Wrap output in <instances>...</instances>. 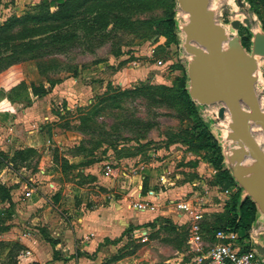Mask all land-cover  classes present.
Masks as SVG:
<instances>
[{"label":"rangeland","instance_id":"obj_1","mask_svg":"<svg viewBox=\"0 0 264 264\" xmlns=\"http://www.w3.org/2000/svg\"><path fill=\"white\" fill-rule=\"evenodd\" d=\"M32 2L39 0H0V24L11 15L21 16L31 11ZM105 2L108 5L103 9L111 20L106 31L89 35L81 22L69 26L77 38L57 51L40 55L41 62L56 63L43 76H39L34 61L29 59L0 71V90L7 94L6 98L0 96V110L20 112L36 105V111L31 110L19 132L31 139L35 153L22 165L15 168L8 165L10 173L2 177L0 174V179L12 190L14 200V208L9 209L0 202V230L5 222H14L20 216L24 221L15 222L20 232L16 236L18 241L22 232H28L37 241L55 238L64 245L55 250L60 258V249L66 246L67 253H71L68 256L82 254L80 248L89 247L93 239L86 238L96 234L102 243L83 251L88 252L92 261L88 264H102L117 256L141 264H189L186 228L162 218V211L169 216V210L174 208L172 202L192 200L202 204L203 224L211 230L232 219V213H227L232 209L228 202L235 192L240 189L243 197L248 195L239 184L228 193L213 185L216 172L207 163L211 155L191 150L188 141L192 123L180 102L171 99L168 93L150 88H175L185 75L191 95L188 65L193 56L186 46L192 43L183 31L189 16L180 10L177 0ZM242 2L244 7H239L236 0H209V13L215 24L241 46L247 43L245 52L253 55V39L264 36V0H254L253 6L248 0ZM170 12L178 24L173 44L161 36L162 30L156 24ZM243 19L249 20V27L242 23ZM234 21L240 23L237 30L231 26ZM227 44L226 41L224 45ZM254 58L259 74L254 89L264 113V56ZM19 75L27 87L54 85L47 97L33 104L32 99L37 97L30 95L28 104L25 91L16 88ZM134 88L132 93L97 105V114L87 111L89 106H96L97 96L108 97L113 90ZM197 105L200 117L220 144L224 168L232 170L236 162H231L229 157L241 142L229 138V114L218 120L215 111L222 104ZM82 118L88 121L82 123ZM250 128L254 138L263 139L264 151V134L259 125L252 124ZM243 161L250 166L246 171L248 178L256 163L251 157H244ZM22 184L27 185L28 191L20 189ZM150 191L153 193L147 198ZM31 192L32 197L27 198ZM159 192L167 194L162 197ZM140 198L155 207L153 214L132 210V204ZM16 208L21 212L18 217ZM115 213L127 215L131 221L112 225L110 220ZM151 222L153 227L145 226ZM101 224L106 233L96 231ZM262 224L264 215L258 211L251 227ZM130 227L149 229L148 240L143 242L125 233ZM64 234L69 236V244L62 242ZM80 241L84 245L79 248L76 243Z\"/></svg>","mask_w":264,"mask_h":264},{"label":"trees","instance_id":"obj_2","mask_svg":"<svg viewBox=\"0 0 264 264\" xmlns=\"http://www.w3.org/2000/svg\"><path fill=\"white\" fill-rule=\"evenodd\" d=\"M106 0H42L34 6L31 11L21 16L12 15L0 24V71L9 70L12 66L19 65L27 59L33 60L39 76H43L50 68L56 65L55 61L41 62L40 55L50 50L57 51L60 47L73 42L77 35L69 31V26L81 22L82 29L89 35H94L106 31L110 23V14L103 9ZM252 6L254 0H248ZM244 7V3H243ZM54 9L51 11V9ZM83 16V18H82ZM80 19V20H79ZM162 30L161 36L164 37L168 44L176 42L177 21L175 15L170 12L166 17L156 22ZM240 27V26H239ZM264 28V24H263ZM241 29V28H240ZM247 30V28H246ZM242 48L247 50V43H242ZM18 72V71H17ZM19 74V73H18ZM16 88L24 90L26 93V102L30 103V95L42 98L49 93V88L54 84L50 83L49 88L44 84L25 85L22 75L17 78ZM151 89L161 91L163 94L168 93L173 100L180 102L187 116L192 123V134L188 141L192 151H205L211 157L207 160L216 172L213 185L221 186L225 190L238 186V183L232 176V171L225 169L221 147L214 135L208 128V123L204 122L198 113V105L190 98L186 76L180 78L175 88L165 86H152ZM133 90L118 91L113 90V94L106 97L97 96L96 106H89L88 112L95 111L97 105L103 104L106 100L116 98L118 95L132 93ZM117 91V92H116ZM176 93L175 95H173ZM172 94V95H171ZM6 93L0 90V96L6 98ZM66 110V107L64 108ZM69 114V111H66ZM59 116V113L55 114ZM82 123H86L88 118H82ZM35 153L33 148H25L17 151L11 158L0 152V170L12 165H22L31 154ZM142 192L145 194L146 188ZM0 202L7 203L9 208L12 207L10 189L0 183ZM228 204L232 207L227 213H232V219L226 225L220 228L207 229L203 224V230L210 238L217 230H230L242 232L241 240L247 239V232L256 220L258 209L255 203L248 196H242L241 190L235 192L230 198ZM162 220V218H161ZM146 227H153V222L145 224ZM175 228V227H173ZM138 228H128L125 233H131ZM176 229V228H175ZM47 241L54 244V241L46 237ZM3 245V244H0ZM23 250V246L16 243L7 253L2 264H17V257ZM54 259H57L54 256ZM122 259L117 256L114 260Z\"/></svg>","mask_w":264,"mask_h":264},{"label":"water","instance_id":"obj_3","mask_svg":"<svg viewBox=\"0 0 264 264\" xmlns=\"http://www.w3.org/2000/svg\"><path fill=\"white\" fill-rule=\"evenodd\" d=\"M182 12L189 16V22L183 29L187 41L186 50L193 58L188 65V79L191 98L199 105L222 104L217 119L223 120L227 112L230 116L229 130L232 141H240L247 149L256 166L250 177L237 168L235 163L232 176L255 203L258 211L264 215V151L254 140L250 126L259 125L264 134V113L260 109L254 89V73L257 63L254 56H264V36H256L252 42V54L248 55L235 38L231 51L223 53L225 31L215 24L209 13V0H177ZM239 7L242 0H236ZM242 23L249 27L248 19ZM237 30L238 21L231 23ZM237 154L231 158L236 162ZM264 256V246H257Z\"/></svg>","mask_w":264,"mask_h":264},{"label":"crops","instance_id":"obj_4","mask_svg":"<svg viewBox=\"0 0 264 264\" xmlns=\"http://www.w3.org/2000/svg\"><path fill=\"white\" fill-rule=\"evenodd\" d=\"M41 1L42 0H39V2H37V3L32 2L30 4V6H32V8H33L34 6L39 4ZM31 97H32V95H31ZM43 98H45V97H43ZM35 100H40V99L39 98L32 99V104ZM34 107H36V105L33 107H30V109L27 111L24 110V111H20V112L19 111L15 112V111H10V110H5V109L0 110V152L3 153L4 155H6L8 158H11L15 152L23 150L25 148H33L34 149L35 146L30 144L31 139L27 138V137H25V135H21L19 133V132H21L22 122L24 120L29 119L28 117H30V115L32 114L31 110L34 109L36 111V109ZM23 143H27V145H24ZM7 166L3 167L0 170L1 177L5 173H10ZM0 183L3 184L7 188L9 187L4 182V180L0 179ZM20 189H22L23 191H25V190L28 191L27 185H25V184H22L20 186ZM11 193H12V190H10V195H11ZM166 194L163 192L158 193V195L159 196L162 195V197H163V195H166ZM32 195H33V192H31L27 196V198H31ZM136 195H137V197H140L139 193H137ZM149 197H150V195L147 198H149ZM144 198H141V199H144ZM11 200H12V197H11ZM13 201H12V207L14 208V202ZM7 208L9 209V205ZM169 212H170V214H169V216H167L168 213L166 211H162V213H161L162 218L165 217V218L170 219L174 225L175 224L177 225V224L184 222V217L178 218L174 208L170 209ZM16 213H17V217H18L21 212L19 211V209L16 208ZM151 214H153V213H151ZM18 218L19 219L15 218L14 222L13 221L5 222L3 224L5 226L0 230V244H3V245H0V264H2V262L5 260L7 253L9 252V250L16 243L23 246V250L19 253V255L17 257V264H88L87 262L91 263L92 261H90V258H88V256H89L87 254L88 252H83V251L85 249H95V248H97V246L99 244L102 243V239H97L96 238L97 235L93 234V236H89L86 238V240L93 238L92 240H90L91 243H90L89 247L84 246V248H80V247H83V245H84L83 243L85 240L80 241L79 243L78 242L76 243L77 246L80 248V251L82 252V254H80L78 256L76 255V257L68 256L71 253H69V254L67 253V251H66L67 246H66V247H62V249H60V251H61L60 256L62 257V258H60L57 251H55L56 247L59 246L60 244H58L59 242H57L55 238L52 239L51 237H48L54 241V244H51L47 241V239H45L44 241H37V240H34L28 232H22L19 236L20 241H18V238H16V236L20 232L18 231L17 227L15 226V224H16L15 222L18 221V223H22L24 221V220H22V218H20V216ZM129 220L131 221L130 217H128L127 215H124L122 217V216H119V214L115 213L112 216V219L110 220V222L112 225L117 224V226H119V225H122L123 222L129 221ZM147 220H145V221L147 222ZM25 221H27V220H25ZM104 224L99 225V227L96 229V231H99V232L104 231L102 228V227H104ZM238 235L241 237V236H243V233L238 232ZM68 237L69 236L67 234L65 236H62V242L64 244L70 243V239ZM104 237H105V239H109L106 236H104ZM259 242H260L261 246H264V236H262L260 238ZM112 243H113V241L110 242V244H112ZM61 245L64 246L63 244H61ZM240 246L243 249L244 248L247 249V246H246L244 240H240ZM95 252L96 251L94 250V253ZM54 256L57 259H54Z\"/></svg>","mask_w":264,"mask_h":264},{"label":"built area","instance_id":"obj_5","mask_svg":"<svg viewBox=\"0 0 264 264\" xmlns=\"http://www.w3.org/2000/svg\"><path fill=\"white\" fill-rule=\"evenodd\" d=\"M213 105V104H212ZM210 106V105H204ZM216 118L218 109H216ZM153 192L150 191L149 195ZM228 193V190L225 191ZM132 204V210L139 213H154L155 207L148 201ZM172 205L178 218L184 217V222L177 226H184L187 230V253L189 264H264V256L257 251L260 238L264 236V226H252L244 240L247 249L240 246L241 237L237 231L217 230L211 238L203 230L204 209L202 204L192 200H183ZM176 225V224H175ZM148 230H134L131 235L139 237L143 242L148 240ZM102 264H141L138 260L128 259L107 260Z\"/></svg>","mask_w":264,"mask_h":264},{"label":"bare ground","instance_id":"obj_6","mask_svg":"<svg viewBox=\"0 0 264 264\" xmlns=\"http://www.w3.org/2000/svg\"><path fill=\"white\" fill-rule=\"evenodd\" d=\"M228 42V44L227 45H224V43L225 42ZM232 44H234V40H233V36H229L227 33H225V35H224V40H223V53L224 54H226V53H228L229 51H231L232 50V48H233V46H232ZM258 71H256L255 73H254V79H258ZM227 113V112H226ZM226 113H225V115H226ZM225 115H224V118H225ZM252 133V132H251ZM232 134V133H231ZM231 134L229 135V136H231ZM258 134V133H257ZM260 135V134H259ZM262 135V134H261ZM252 136H253V134H252ZM257 136V135H256ZM258 137V136H257ZM254 138V137H253ZM254 140L256 141V143H257V145L261 148L262 146V141H263V139H260V138H254ZM234 142V141H233ZM240 142V141H239ZM264 143V142H263ZM231 144H233V143H231ZM237 144V143H236ZM241 144V146L239 145L237 148H236V150L233 152V154L232 155H230V157L229 158H231L234 154H237L238 155V158H237V160H236V163H237V168H239L240 170H243L244 172H246L247 170H249V168H250V166L248 165V163H246V161L244 162L243 161V159H244V157L246 158H249L250 157V154H249V152H248V149L242 144V143H240ZM233 145H235V144H233ZM232 145V146H233ZM236 146V145H235ZM230 148H232L231 146H230ZM263 149V148H262ZM231 151V150H230ZM246 160V159H245ZM248 162V161H247ZM256 163V162H255Z\"/></svg>","mask_w":264,"mask_h":264}]
</instances>
